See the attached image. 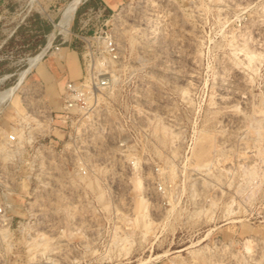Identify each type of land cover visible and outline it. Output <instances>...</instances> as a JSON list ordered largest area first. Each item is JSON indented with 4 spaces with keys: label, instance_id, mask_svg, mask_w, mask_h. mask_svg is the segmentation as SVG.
Masks as SVG:
<instances>
[{
    "label": "rangeland",
    "instance_id": "374dc122",
    "mask_svg": "<svg viewBox=\"0 0 264 264\" xmlns=\"http://www.w3.org/2000/svg\"><path fill=\"white\" fill-rule=\"evenodd\" d=\"M73 1L0 0V264H264V0L106 11L110 88L75 139Z\"/></svg>",
    "mask_w": 264,
    "mask_h": 264
},
{
    "label": "built area",
    "instance_id": "2783aa9c",
    "mask_svg": "<svg viewBox=\"0 0 264 264\" xmlns=\"http://www.w3.org/2000/svg\"><path fill=\"white\" fill-rule=\"evenodd\" d=\"M105 15L104 7L88 9L79 20L81 26L75 34L76 39L82 44V78L79 81L66 82L62 93L65 122L70 123L71 127L74 126V139L82 136L83 133L77 132V129H80V123L85 119L84 113L92 108L98 93H105L110 88V78L104 73L101 66L98 68L96 62L97 58L103 54L114 58L117 54L113 33L105 29L107 27ZM93 20H96L93 28L87 29L89 22ZM52 49L55 54L62 51L60 45H52ZM10 139L14 141L16 137L10 136ZM65 148L66 145H64L63 151ZM3 209L0 208V213L4 216Z\"/></svg>",
    "mask_w": 264,
    "mask_h": 264
},
{
    "label": "crops",
    "instance_id": "0c3cea01",
    "mask_svg": "<svg viewBox=\"0 0 264 264\" xmlns=\"http://www.w3.org/2000/svg\"><path fill=\"white\" fill-rule=\"evenodd\" d=\"M121 1L125 0H90L89 2H85L83 6L80 8V11L104 7L107 12H110L118 6ZM76 30H79L77 28ZM71 47V44H70ZM73 49L71 48L70 52H66L64 54L65 62L63 63V68L66 74V78L69 80H78L81 75V65L79 56H75L71 53Z\"/></svg>",
    "mask_w": 264,
    "mask_h": 264
},
{
    "label": "bare ground",
    "instance_id": "6f19581e",
    "mask_svg": "<svg viewBox=\"0 0 264 264\" xmlns=\"http://www.w3.org/2000/svg\"><path fill=\"white\" fill-rule=\"evenodd\" d=\"M78 3H79V1L77 0V1H73V3H71V4H69L68 5V7H67V9H66V12H65V18H64V22H63V24L66 26V28H65V30H68V28H67V26H70V24H71V21H72V18H73V15H74V12H75V10L77 9V7H78ZM63 25V26H64ZM56 27H59V26H56ZM63 29V28H62ZM64 30V29H63ZM57 31H58V33L60 32V31H62L61 30V27L60 28H57ZM68 32V31H67ZM60 33H62V32H60ZM53 34L50 36V38H49V42H48V45H47V47H45L44 48V50L42 51V52H40L39 53V55L37 54V56H35V58L33 59V61H36L37 62V60L40 58V56H42V55H44V53L46 52V50L47 49H49L48 47L50 46V44H51V42H52V40H53ZM34 63V62H33ZM32 65V64H31ZM34 65V64H33Z\"/></svg>",
    "mask_w": 264,
    "mask_h": 264
}]
</instances>
